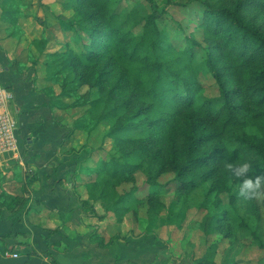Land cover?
<instances>
[{"label":"trees","instance_id":"trees-1","mask_svg":"<svg viewBox=\"0 0 264 264\" xmlns=\"http://www.w3.org/2000/svg\"><path fill=\"white\" fill-rule=\"evenodd\" d=\"M176 1L194 2L165 0ZM122 2L81 0L85 17L71 21L76 38L69 51L55 54L71 65L73 81L78 85L80 81L78 92L87 87L94 96L97 90L99 98L90 102L89 113L95 114V119L91 116L96 124L109 120L107 137L116 140L115 153L97 165L98 176L89 182V199L80 198L81 208L93 200L116 197L114 206L134 200L130 192L117 189L124 182H136L130 172H143L151 211L159 205L164 188L160 177L165 174L173 175L169 184L178 185L177 190L190 192L198 184L210 183L216 206L226 194L233 206L247 202L253 211L264 186L253 198L241 196L240 183L228 165L249 162L253 179L264 176V0H200L203 39L192 35L170 42L163 36L156 0H137L132 8ZM80 63L85 68L79 70ZM6 64L0 62V79L10 87L4 77ZM201 77L213 82V96L207 95ZM17 136L25 157L20 129ZM79 153L69 160L73 169L85 161L75 156ZM232 180L239 189L236 193L229 185ZM5 203L8 207V199ZM252 236L264 248L259 236L254 232ZM143 238L118 247L123 252L114 264H149L158 252L162 254L154 237ZM116 241L93 243L105 248ZM136 244L140 248L133 251ZM141 253L148 257L142 262ZM46 254L60 264L53 253Z\"/></svg>","mask_w":264,"mask_h":264},{"label":"rangeland","instance_id":"rangeland-1","mask_svg":"<svg viewBox=\"0 0 264 264\" xmlns=\"http://www.w3.org/2000/svg\"><path fill=\"white\" fill-rule=\"evenodd\" d=\"M26 2L28 8L24 10L26 16L23 21L19 18V7L25 6V2L0 0V44L12 52L14 57L11 62L16 69L19 65L27 71L38 65L35 84L39 87L47 85L43 88L52 97L58 122L71 131L68 143L61 147L60 152L72 156V153L78 151L80 153L75 156L85 158L79 170L74 173L75 176L71 173L70 178H86L84 184L78 187L84 194L81 198L88 200L89 182L97 178V168L102 160L107 159L110 153H115L116 140L107 137L110 121L96 124L95 114L89 113L90 102L99 98L97 90H94V96L87 87H81L78 92L80 81L79 85L73 81L76 76L71 65H68L64 57L55 55L56 52L69 51L70 44L76 38L71 21H82L86 9L81 5V0ZM136 2L123 0L122 4L132 8ZM156 5L163 36L169 42L172 39L182 41L192 35L199 40L203 39L199 17L202 13L200 0L189 4L177 1L166 4L165 0H156ZM80 34L85 35L83 31ZM18 35L19 40H16L14 37L18 38ZM75 50L80 53L79 47ZM17 52L19 55H16ZM83 68L85 66L80 63L79 70ZM67 73L71 75L67 77ZM201 81L207 89V95L213 96V82L204 77H201ZM13 108L12 102L11 111ZM26 157H29L27 152ZM9 162L6 178L0 168V189L24 192V178L38 176L31 175L33 167L26 164L25 159L24 163L21 160ZM129 174L131 178H136V182H124L117 191L122 194L130 192L134 200L114 206L116 197H113L106 202L90 201V205L84 207L85 218L80 232L88 234L89 243L101 241L109 244L113 239L126 241L128 238L154 236L161 247L160 264H264V248L252 236L254 232L264 242V194L255 197L253 211L247 202L233 206L230 196L226 194L220 196L221 205L216 206V195L209 193L210 183L198 184L186 192L177 190L179 186L174 183L169 184L173 175L165 174L160 177L164 188L159 205L157 210L151 211L147 205L150 188L145 183L146 175L143 172ZM229 185L235 187L232 192L239 190L233 180ZM137 187L139 190L135 192ZM16 206L19 208L22 204Z\"/></svg>","mask_w":264,"mask_h":264},{"label":"crops","instance_id":"crops-1","mask_svg":"<svg viewBox=\"0 0 264 264\" xmlns=\"http://www.w3.org/2000/svg\"><path fill=\"white\" fill-rule=\"evenodd\" d=\"M22 1L26 5H18L19 18L24 21V10L28 6L26 0ZM23 28L21 30L24 33ZM19 35L14 38L19 40ZM0 49V62L7 63L3 69L5 81L14 94L12 113L26 141L23 155L26 157V152L29 155L28 158L23 157L20 150L2 153L0 168L6 178L9 174V160H21L24 163L25 159L26 164L33 167L31 175L38 176L24 178V192L0 189V195L3 194L0 201V264H54L46 252L53 253L60 264H114L118 253L123 252V248L118 250V247L128 246L129 239L138 242L144 238L118 240L102 248L96 243H89L88 234H81L85 217L80 198L84 194L78 186L84 184L86 178H70L79 170L77 164L74 169L70 167L72 163L69 160L74 154L62 155L60 152L61 147L68 143L71 131L58 122L52 97L43 88L47 85L39 87L35 84L38 65L27 71L18 65V70L11 62L14 57L12 52L4 44H0ZM3 186L6 187V184ZM10 198L20 199L22 206L18 208L17 203L11 202ZM7 199L8 207L3 204ZM154 243L159 244L155 240ZM134 248L133 251L139 249L140 244ZM14 253L19 257H11ZM160 256L158 252L149 264H160ZM147 258L141 253L139 261ZM35 259L39 262H34Z\"/></svg>","mask_w":264,"mask_h":264},{"label":"built area","instance_id":"built-area-1","mask_svg":"<svg viewBox=\"0 0 264 264\" xmlns=\"http://www.w3.org/2000/svg\"><path fill=\"white\" fill-rule=\"evenodd\" d=\"M1 72L2 66L0 65V78ZM13 100L14 94L12 90L3 86L0 79V153L19 151L18 121L10 109ZM11 257L17 258L19 255L14 253L11 254Z\"/></svg>","mask_w":264,"mask_h":264},{"label":"clouds","instance_id":"clouds-1","mask_svg":"<svg viewBox=\"0 0 264 264\" xmlns=\"http://www.w3.org/2000/svg\"><path fill=\"white\" fill-rule=\"evenodd\" d=\"M232 175L240 183V195L245 198H253L258 191L264 186V176H257L255 179L250 175L251 164L249 162L241 163L235 167L228 165Z\"/></svg>","mask_w":264,"mask_h":264}]
</instances>
